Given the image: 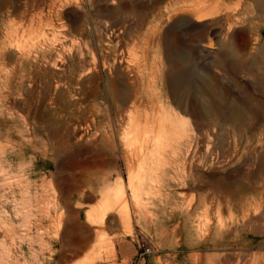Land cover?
I'll list each match as a JSON object with an SVG mask.
<instances>
[{"label":"rangeland","instance_id":"rangeland-1","mask_svg":"<svg viewBox=\"0 0 264 264\" xmlns=\"http://www.w3.org/2000/svg\"><path fill=\"white\" fill-rule=\"evenodd\" d=\"M256 3L0 0V264H264Z\"/></svg>","mask_w":264,"mask_h":264},{"label":"bare ground","instance_id":"bare-ground-1","mask_svg":"<svg viewBox=\"0 0 264 264\" xmlns=\"http://www.w3.org/2000/svg\"><path fill=\"white\" fill-rule=\"evenodd\" d=\"M159 1V0H158ZM200 2V1H199ZM263 2V1H262ZM199 4V3H198ZM257 4V7L259 8V10L257 11V13L260 11V12H263L264 11V5H261L260 3H256ZM195 5H196V3H195ZM195 5H193V6H195ZM213 5V4H212ZM200 7H198V8H200L199 9V11L198 10H196V14L194 15V17H193V20L195 21V22H201V20H204V19H206L207 17L209 18L211 15H212V13H211V11L213 10V7H215L214 5L213 6H211L210 8L209 7H205V6H201V5H199ZM198 8H196V9H198ZM186 9V8H185ZM193 9V8H192ZM257 10V9H256ZM188 13H189V11H188ZM187 14V13H186ZM182 15H184V14H182ZM187 16V15H186ZM213 17H216V16H213ZM210 18H212V17H210ZM207 20V19H206ZM212 20H214V18L212 19ZM227 21V20H226ZM231 23V22H230ZM228 24V23H227ZM229 25V24H228ZM237 25V24H236ZM235 25V26H236ZM221 30V29H220ZM227 32V31H226ZM224 40V39H223ZM15 54V53H14ZM60 69V68H59ZM127 69V68H126ZM129 73V72H128ZM127 78V77H126ZM133 84H135V82L133 83ZM132 91V90H131ZM133 93V92H132ZM133 98V97H132ZM157 102V101H156ZM140 111V110H139ZM142 113V112H141ZM137 115V114H136ZM159 115V117H157V119H155V118H153V119H149V117L147 116V115H145L144 116V118L142 119V122H143V125H144V127L145 126H147L148 124L149 125H152V124H156V123H158V125H159V127H158V133L157 134H161V133H163V131H164V128H163V122L166 120L163 116L161 117L160 116V114H158ZM135 116V115H134ZM131 117V116H130ZM135 119V118H134ZM157 120V121H156ZM133 123H136L135 121H136V119H135V121H133V120H131ZM175 124V122L173 121V120H171V119H169V125H170V128H172L173 127V125ZM134 126V125H133ZM141 127H143L142 125H141ZM138 130V129H137ZM134 133V132H133ZM133 137H134V135H132ZM158 136V135H157ZM130 139H132V138H130ZM161 139V138H160ZM129 140V139H128ZM142 140V139H141ZM131 143V142H130ZM140 143V142H139ZM132 144H133V142H132ZM133 146V145H132ZM132 149V148H131ZM123 196V194H122V190H121V188L119 189V190H117L116 191V193H111V192H109V194H108V196L107 197H105V199L102 201V205H101V208L100 209H98V210H96V211H94L93 213H89L88 215H87V220H88V222L89 223H91L92 225H101V223H102V221L104 220V217L107 215V214H109V213H111V212H113L114 210H115V207H116V204L118 205L119 204V206L121 205V202H118L119 200H120V197H122ZM127 197V196H126ZM122 200H124V199H122ZM121 200V201H122ZM125 201V200H124ZM122 206V209H124L125 208V203L123 204V205H121ZM124 211V210H123ZM120 213L122 212V211H119ZM125 212L127 213V215L129 214L127 211H124V215L122 216V218H121V223H122V227L127 231V232H129V230H130V221L128 220V217H127V215L125 214ZM119 213V214H120ZM121 216V215H120ZM119 216V217H120ZM126 233V232H125ZM127 234H129V233H127ZM110 245V244H109ZM109 245H108V247H109ZM110 248V247H109ZM108 248V249H109ZM108 252V251H107ZM99 254V253H98ZM114 256V252H113V249H111L110 250V255H109V257H113ZM158 260V262L160 263L161 261H160V259H157Z\"/></svg>","mask_w":264,"mask_h":264},{"label":"crops","instance_id":"crops-1","mask_svg":"<svg viewBox=\"0 0 264 264\" xmlns=\"http://www.w3.org/2000/svg\"><path fill=\"white\" fill-rule=\"evenodd\" d=\"M138 247L131 240H120L115 245L116 256L121 260L131 262L137 253Z\"/></svg>","mask_w":264,"mask_h":264},{"label":"built area","instance_id":"built-area-1","mask_svg":"<svg viewBox=\"0 0 264 264\" xmlns=\"http://www.w3.org/2000/svg\"><path fill=\"white\" fill-rule=\"evenodd\" d=\"M151 254V250L149 248H144L138 246L137 253L133 258L132 264H145L146 258Z\"/></svg>","mask_w":264,"mask_h":264}]
</instances>
